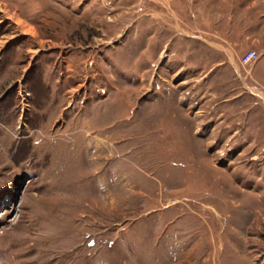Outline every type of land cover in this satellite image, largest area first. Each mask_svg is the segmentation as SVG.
Listing matches in <instances>:
<instances>
[{
	"label": "rangeland",
	"instance_id": "obj_1",
	"mask_svg": "<svg viewBox=\"0 0 264 264\" xmlns=\"http://www.w3.org/2000/svg\"><path fill=\"white\" fill-rule=\"evenodd\" d=\"M249 8L0 0V264H264V56L196 36Z\"/></svg>",
	"mask_w": 264,
	"mask_h": 264
},
{
	"label": "crops",
	"instance_id": "obj_2",
	"mask_svg": "<svg viewBox=\"0 0 264 264\" xmlns=\"http://www.w3.org/2000/svg\"><path fill=\"white\" fill-rule=\"evenodd\" d=\"M251 4L256 5L257 3L251 2ZM251 8H249L250 10L248 11L244 10V13L241 12L239 15L232 14L228 22H226V24L224 23L221 27L226 30L225 32H222L221 28L218 29V26H216L215 23H213L212 27L214 30L211 35L209 33L206 34L207 36L209 35V37L204 35V31H198L199 35H196L197 38L207 46H211L215 54H218L219 60L215 65H223L227 63L229 67H233L239 72L237 69L238 63L236 61L237 51H245L246 49L252 50V48H254V51L260 54L259 59L264 56V44L262 45L261 38H259L264 36V13L262 10H260V12H252ZM213 16L214 20L221 19L220 15H217L218 18H215V15ZM234 16L235 18H233ZM235 20L236 22H233ZM234 24L238 29L232 31L231 29ZM227 28H230V30ZM257 62L258 61L254 64L255 66L257 65ZM251 89L264 95V91L257 86H251Z\"/></svg>",
	"mask_w": 264,
	"mask_h": 264
},
{
	"label": "built area",
	"instance_id": "obj_3",
	"mask_svg": "<svg viewBox=\"0 0 264 264\" xmlns=\"http://www.w3.org/2000/svg\"><path fill=\"white\" fill-rule=\"evenodd\" d=\"M259 56L260 55L256 51L248 50L242 55L241 62L249 66L255 63L258 60Z\"/></svg>",
	"mask_w": 264,
	"mask_h": 264
},
{
	"label": "bare ground",
	"instance_id": "obj_4",
	"mask_svg": "<svg viewBox=\"0 0 264 264\" xmlns=\"http://www.w3.org/2000/svg\"><path fill=\"white\" fill-rule=\"evenodd\" d=\"M8 18H13L12 16H8ZM13 20V19H12ZM15 22L18 24V25H20V23H22V22H20L18 19H16L15 18ZM24 28H22V26H19V28H18V30L21 32L22 30H23ZM27 30V31H26ZM25 31L26 32H31V28H29V29H26ZM25 31H23V32H25Z\"/></svg>",
	"mask_w": 264,
	"mask_h": 264
}]
</instances>
